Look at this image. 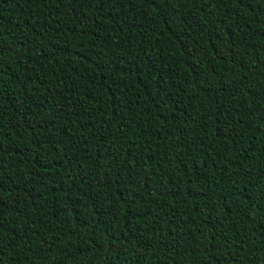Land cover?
Wrapping results in <instances>:
<instances>
[{
    "label": "trees",
    "instance_id": "1",
    "mask_svg": "<svg viewBox=\"0 0 264 264\" xmlns=\"http://www.w3.org/2000/svg\"><path fill=\"white\" fill-rule=\"evenodd\" d=\"M0 264H264V0H0Z\"/></svg>",
    "mask_w": 264,
    "mask_h": 264
}]
</instances>
